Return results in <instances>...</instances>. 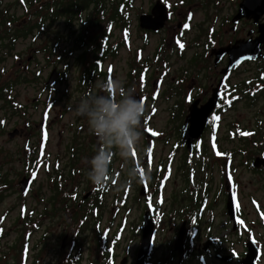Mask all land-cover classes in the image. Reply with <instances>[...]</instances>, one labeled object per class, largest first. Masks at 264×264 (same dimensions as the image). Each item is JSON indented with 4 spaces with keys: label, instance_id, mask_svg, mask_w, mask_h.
<instances>
[{
    "label": "rangeland",
    "instance_id": "obj_1",
    "mask_svg": "<svg viewBox=\"0 0 264 264\" xmlns=\"http://www.w3.org/2000/svg\"><path fill=\"white\" fill-rule=\"evenodd\" d=\"M13 1L3 0L4 3L10 4ZM152 1L155 0H134L130 9L129 31L121 32L116 26L113 29V36L118 41L120 39H126V41L121 44L115 56L106 60L103 68L108 80L119 79L124 86L129 83L131 76L137 74L131 72V67L138 68L139 72L144 67L147 68L146 70L144 68V72H146L145 80L141 78L132 79L137 96L139 95L138 98L144 104L139 144L131 150L130 158L122 157L119 149L116 148L109 152V155H112L114 160V171L118 175L115 187L110 189L102 198L105 206L100 218V233L106 228H108L109 236L118 232L121 248L119 253L126 252L124 249L129 246V238L131 236H139V234H131V227H134L133 222H135L134 225H138L140 216L144 214L145 209V203L140 199L141 195L138 192L141 179L138 182L130 180L135 182L136 185H120L124 167L131 162L132 164H135V162H138L139 165L141 164L138 169L141 176L143 175L144 180H147L150 186L153 205L161 210L162 206L158 202L159 194L156 193V180L150 177V173L153 169L160 166L161 161L164 163L168 157L177 158L179 155V153L172 155L169 153L174 152L179 134L178 127L183 122V117L172 116L168 113V107L171 102L166 101L163 94L168 92V90L172 91V88L169 87L176 83L175 80L179 68L182 64L184 65V59L189 58L191 54L198 51L197 45H199L200 52H203L204 44L208 43L211 30L215 32L218 42L223 43L230 39L231 35L228 32V27H226L225 23L224 25L221 24V21H223L222 18L227 12L230 11V8L233 7L231 4L236 3V0H215L218 13V17L215 19L212 17L211 11L207 9L205 0H164L172 11V20L167 22L166 27L159 33H150L143 36L137 31V16L145 12ZM202 8L207 10L204 11ZM190 9H192L190 17L186 19L185 12ZM11 11H14L16 15H21L23 12L19 5H11ZM78 21L74 20L70 28L62 17H58L53 22L51 31L59 33L58 36L61 35L62 38L59 39L55 54L50 61L45 60L44 53L41 50L44 36L42 34H32L26 38L19 39L15 44L12 55H8L7 59L0 63V67L4 65L8 74L22 67V71L28 76L27 82L19 84L17 89H15L16 100L21 106L20 114L23 117L6 119L3 129L0 131V178L2 175L7 178V189L4 193V198L0 202V233L3 235L0 239V264H7L13 261L14 250H12L11 246H14L19 233L28 222L30 223L27 226L30 231L28 234L30 241L28 247L23 251L24 260L22 264H32L33 257L37 253L41 254V264H49L51 261L54 264L61 258L63 253H70L74 256L81 246L78 247V242L74 245L71 243L69 226L64 221V212L61 211L60 216L52 215V210L58 206L52 205L54 194L46 182L47 168L52 169L56 161L59 164L58 167L65 166L70 163L69 155L80 149L81 153H79L76 161L80 167H83L88 163V157L95 150V136L91 133L86 120L75 113V106L82 96V93L76 91L81 70L78 68L80 64L75 65L74 63L75 57L80 51L79 49H72L73 53L67 55L64 60H59L58 55L60 52H69L72 48L74 36L70 37V29L74 30ZM179 23L183 24V31L178 32L179 39L173 42L171 41V36L178 30L177 26ZM249 26L250 24L248 23H241V30L244 32ZM33 36H36V38L34 39ZM51 36L54 38V34ZM197 40L199 42H196ZM158 43H163L162 52L161 54L159 53V61L166 60L168 53L172 54L173 49L178 50L177 46H183L181 52L187 57L181 59V61H176L171 56L167 61V66L156 65L151 55ZM140 46H142V50L137 59L136 47ZM143 60H145L144 64H142ZM133 61L134 63L132 64ZM130 63L132 64L131 66ZM66 64L67 67L65 68ZM151 65L152 67L150 68L149 66ZM53 68H57L61 76L59 81L52 86L53 89L44 91L42 86ZM38 70H40L39 79L34 80L33 76ZM2 80L3 75L0 76V81ZM95 81L92 86L93 91L95 90V84L104 80L98 78ZM190 84L191 82H188V85ZM48 94L54 98L55 102L46 111L43 107ZM149 94L154 98V101L149 97ZM2 115L3 112H0V118H2ZM230 118L234 119L233 116ZM228 119L229 117H222L221 124H224L225 120L227 121ZM1 123L3 124V121ZM143 127L156 132L158 137L156 139L146 138L142 133ZM13 129L17 130V133L10 138L8 133ZM209 133L210 131L207 128L203 134L202 142L199 143L198 148L200 150L208 148ZM27 140L33 144L39 143L36 150L37 155L41 160L47 159V162L42 161L43 164L40 169L36 174L31 175L33 181L30 189L25 193H21L18 186V180L21 177L20 172H22L21 148H23V144ZM69 146L71 150L68 149ZM3 152L6 154L12 153L14 156L10 157V159L3 158ZM112 153H115V155ZM147 153L150 154L151 161L145 160ZM3 159L9 161L4 166ZM175 162L176 159L170 165L174 170L177 167ZM174 170L167 176L168 182L166 185L168 186L164 188L166 196L175 187L174 179L177 171ZM241 171L237 168L236 172H238L241 179H244V173H240ZM85 179L79 180V184L80 182L82 183L78 187V191L75 190L79 199L88 191ZM69 188L70 190L74 189L72 186H69ZM84 232L82 236L84 238L88 237V239L81 246L83 258L78 262H74V264H85L87 255L90 252H87L86 248L89 249L94 246L89 241L90 238L94 237V233L92 231ZM94 232L96 231L94 230ZM45 233H47V243H43L41 247L39 242ZM156 236L159 241L164 236L168 238L171 236L170 229H165L160 224ZM95 237H97V232ZM84 238L83 240H85ZM79 243H82V238H80Z\"/></svg>",
    "mask_w": 264,
    "mask_h": 264
},
{
    "label": "flooded vegetation",
    "instance_id": "obj_2",
    "mask_svg": "<svg viewBox=\"0 0 264 264\" xmlns=\"http://www.w3.org/2000/svg\"><path fill=\"white\" fill-rule=\"evenodd\" d=\"M107 1L114 3L113 10L120 16V0ZM155 1L150 2L144 13L151 12ZM240 1L231 4L233 7L222 18L224 22L221 21L231 35L227 42H218L215 32L211 30L203 52L197 45L198 51L189 58L181 52L183 46H177L178 50L173 49L164 61H159L163 43H158L156 47H160L152 52L151 58L156 65L167 66L171 56L176 61L187 57L178 70L176 83L169 87L172 91L163 94L166 101L171 102L168 107L170 115L184 118L192 104L199 110L209 99L215 102L203 131V134L207 128L210 131L208 148H198L202 134L189 151L179 132L174 152L169 153L179 155L177 158L168 157L164 163L161 161V210L152 208L150 189L144 197H140L145 203L144 212L149 211L155 227V236L142 264H264V44L260 42L254 47L257 53L252 59H247L248 53L237 45L238 42L253 41L258 37L259 27L264 24V11L257 20L247 17L236 19ZM162 2L170 22L172 11L166 1ZM133 3L134 0L131 6ZM205 4L216 19L215 0H205ZM190 11L192 9L185 12L186 19L190 17ZM241 23L250 26L243 32ZM182 26H177L178 30L172 34L171 41L179 39ZM137 31L143 36L159 33L138 28ZM107 41L111 46L118 43L114 36H109ZM221 47L232 48L236 53L217 54ZM136 48L138 59L142 46ZM116 54L114 51V56ZM130 69L136 70L134 67ZM188 82L191 84L188 85ZM232 116L234 119L230 118ZM222 117L229 119L221 124ZM175 159V187L166 196L164 188L168 186L167 176L174 170L170 165ZM237 168L244 173V179L239 177ZM142 216L138 225L132 223L131 234L139 236L129 238V246L124 249L126 252L119 253L118 232L112 236H94L89 240L94 246L86 248L90 252L85 264H138ZM90 223L98 225L94 220H90ZM160 224L170 229L171 236H164L159 241L156 233ZM179 235L181 238L177 245ZM84 239L83 245L88 237ZM40 257L41 254H37L33 264H41ZM82 258V252L74 256L63 253L54 264H74Z\"/></svg>",
    "mask_w": 264,
    "mask_h": 264
},
{
    "label": "trees",
    "instance_id": "obj_3",
    "mask_svg": "<svg viewBox=\"0 0 264 264\" xmlns=\"http://www.w3.org/2000/svg\"><path fill=\"white\" fill-rule=\"evenodd\" d=\"M120 5L126 6L130 3V0H120ZM11 5L16 6L19 5V7L22 9L21 15H16L14 11H11ZM106 6H109V9H106ZM112 6L114 7V3L112 1L107 0H14L10 3H4L2 5V0H0V63L5 61L8 57V55H12V51L14 50L15 44L19 39L26 38L30 35H37L42 34L44 36V40L41 46V50L44 53V57L46 61H50L55 53V47L57 41L62 38L61 35L58 36L59 33H57L54 38L51 36L50 32V26L53 20H55L58 17H62L64 19H69L68 21H71L74 17H76L79 21H81L84 18V14L88 11H85L89 8H93L92 11H90L87 14V17L93 18V23L90 22L88 26H83V23H80L78 25L77 35L75 34V37L77 41H80L81 44H83L84 41L87 40L89 35L87 36L86 33L82 32L83 30H86L89 28H96L98 27L99 20L102 23L101 27V36L103 37V42L101 45L93 44L90 45L89 42L86 43V48L76 56L75 63L76 65H79L78 68L80 70V75L78 77L77 82V88L76 91L82 93L84 95L88 91H92V86L96 82L95 80L98 79V77L101 76V57H99L98 50L102 46L103 51V60L104 58L110 54L108 52V45L106 44V38H107V28L111 27L112 21L115 19V17L118 16V19L121 20V26H124V23H126L128 20L126 18L119 16L116 13V10L112 9ZM120 14L124 13L123 10H120ZM68 27H70V24L68 23ZM81 31V32H80ZM75 31H72V34ZM58 36V37H57ZM35 39L36 36H33ZM59 38V39H57ZM73 47H75V44L72 45L71 50L69 52H60L59 54V60H64L67 55H69L70 51H72ZM92 54L95 58V61H89L88 55ZM98 57V58H97ZM67 65H65V68ZM2 73V74H1ZM39 73L40 70L36 72V75L34 74V78L36 80L39 79ZM64 73V72H63ZM0 76L3 75V80L0 81V111H3V120L4 119H11L12 117H23V115L20 114L21 106L19 102L16 100L17 94L15 93V89H17V86L21 83L27 82L28 76L22 71V67L17 68L14 72L8 74L7 70L5 69V66L0 67ZM137 76H131L129 83L125 86H134L132 79L136 78ZM103 80H106V78H102ZM59 81V80H58ZM53 89L52 86H42V90H51ZM54 98L48 94L46 96V99L44 101V109L47 111L51 108V106L54 103ZM4 127V126H3ZM90 135V134H89ZM37 147V144H33L30 141H25L23 144V148H21V164H22V173L28 174L29 172H36L38 170L39 162L36 157V151L35 148ZM101 148L103 149V145L99 144L95 140V152ZM78 154L80 153L78 149ZM73 155L72 158H70V163L55 169V170H49V172L54 173H68L70 180L72 182H75L76 180L83 178V175L86 176V181L88 185L91 187L94 185L88 178H87V172L88 168L90 167L88 163V168L81 169V167L78 166L77 163V156L76 152L71 153ZM14 155L12 153H4L3 152V158L10 159V157H13ZM110 156V177H106V183L103 185H96L97 190H106L108 189V184L113 179L111 176L114 171V160L112 159V156ZM3 159V166L7 164L9 161ZM1 166V165H0ZM77 166V167H76ZM77 170V171H76ZM132 170V164L129 163L124 167L123 173L121 175L122 181L120 180L121 186H131L133 185V182H130L131 178L133 176H130V172ZM1 171V167H0ZM83 171H85V174H83ZM21 173V174H22ZM4 176L0 180V202L4 198V193L6 191L7 182ZM3 183V185H2ZM79 186L77 185L76 188ZM65 186L60 184L54 186V189L58 190L57 196H61L63 201L62 204H67L65 195H68L67 193H62L65 190ZM55 198V197H54ZM72 205V206H71ZM68 207L65 208L66 213L69 217L68 219V225L71 229V232L73 233L75 228H87V222L89 221V218L87 219V216L91 214V207H87L85 205H76V203H70L67 205ZM63 209V208H62ZM89 210V211H87ZM87 219V220H86ZM25 230H29L27 226H24V228L19 233L14 246H11L12 250H14V258L11 263L7 264H22V250L24 247L28 245V239L25 236ZM81 230V229H79ZM78 234V233H77ZM5 258L6 256L3 255Z\"/></svg>",
    "mask_w": 264,
    "mask_h": 264
},
{
    "label": "clouds",
    "instance_id": "obj_4",
    "mask_svg": "<svg viewBox=\"0 0 264 264\" xmlns=\"http://www.w3.org/2000/svg\"><path fill=\"white\" fill-rule=\"evenodd\" d=\"M94 89L81 96L75 113L86 120L96 141L103 145V150L98 149L89 158L87 172V178L94 185H103L105 178L110 177L109 152L116 148L122 157L130 158L131 150L138 146L144 104L136 88L125 87L119 79L100 81ZM130 176L135 179L139 176L134 164Z\"/></svg>",
    "mask_w": 264,
    "mask_h": 264
},
{
    "label": "water",
    "instance_id": "obj_5",
    "mask_svg": "<svg viewBox=\"0 0 264 264\" xmlns=\"http://www.w3.org/2000/svg\"><path fill=\"white\" fill-rule=\"evenodd\" d=\"M264 9V0H242L239 4V10L236 15V19L245 16L250 17L253 16L254 19H257L259 15L263 12ZM167 19L166 9L165 6L162 5L160 2H157L150 14H143L139 17V25L144 29H149L156 31L164 26V23ZM260 42L264 44V24L259 27V35L253 41H246V42H238V47H242L246 53H248V57L256 55V51H254V47L258 45ZM228 52L230 55L236 53L235 50L232 48H220L216 53L222 54ZM58 78V72L56 69H53L46 81L47 84H52ZM212 98L201 108L195 109V107L190 108V113L186 116L184 120V124L182 126V136L183 140L187 145V148L191 149L192 143L195 139L199 137L202 132V129L205 127L207 118L209 115L210 110L214 104ZM17 133V130H13L9 133V137H13ZM146 135L148 137L155 138L156 134L151 131H146ZM28 178H23L19 184L20 189L24 191L28 185ZM143 233H142V241L141 247L139 250L138 256V263L142 262L145 254L148 251L151 237L153 234V222L149 219L148 215L145 214L144 216V223H143Z\"/></svg>",
    "mask_w": 264,
    "mask_h": 264
}]
</instances>
